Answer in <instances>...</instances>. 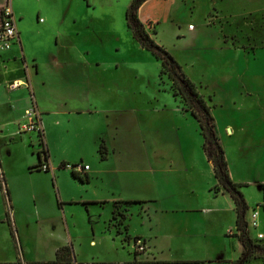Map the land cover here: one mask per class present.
I'll use <instances>...</instances> for the list:
<instances>
[{
  "label": "rangeland",
  "instance_id": "374dc122",
  "mask_svg": "<svg viewBox=\"0 0 264 264\" xmlns=\"http://www.w3.org/2000/svg\"><path fill=\"white\" fill-rule=\"evenodd\" d=\"M4 1L0 0V4ZM12 1L20 19L24 47L25 42L28 47L27 60L35 55L34 59L46 63L41 78L46 83L52 79L51 90L59 92L54 100L49 86L45 88L48 83L42 86L44 92H40L39 78L37 97L43 95L50 102L63 104L84 98L94 113L79 116L68 125L64 122L62 131L50 124L42 134L17 137L13 145L7 135L12 128L0 127V161L19 156L23 164H31L35 158L38 160V152L45 143L55 161L67 160L70 166L84 163L95 169L103 163L101 145L105 142L108 148L106 157L116 146L126 167L138 171L125 173L127 179L132 175L151 176L155 185L160 186L152 195L160 198L146 204L148 212L142 211L139 204L130 207L129 213L134 216L131 224L136 230L146 231L141 225L150 218L164 223L193 219L168 211L178 204L187 208L194 205L227 209L229 203L233 204L232 197L228 193L223 196L221 193L225 191L218 188L214 168L204 150L205 139L199 122L174 97L168 74L163 76L162 85V63L135 40L129 29L127 11L133 0ZM143 16L147 31L176 59L211 108L230 174L233 181L234 177L238 181L234 183L241 185L239 189L249 206L246 221L250 237L254 245H264L258 239L259 234H264V0H150L143 7ZM39 18L42 22L47 20V24L39 25ZM191 25L197 28L195 32ZM56 35L60 38L59 45ZM238 40L240 45L247 43L255 51L239 53L241 49L235 46ZM10 54L4 52L2 56L5 59ZM59 60L62 63L53 66ZM23 64L22 59L6 63L0 60V84L8 85L9 90L21 78ZM8 90L5 92L11 101L7 97L0 99V122L15 114L20 117L16 124L20 123L21 127L29 124L25 117L26 110L32 108L28 104L30 92L25 86L11 93ZM4 144L11 147L5 149ZM141 153L150 162L142 163ZM67 170L73 178L74 168ZM1 171L0 182L5 185ZM69 186L73 189V182ZM78 186L90 192L95 190L90 185L79 183ZM13 187L19 189L27 203L30 189L49 188L43 175L19 178ZM134 190L147 193L148 184L140 183ZM5 205L7 213L5 195L4 199L0 195V262L23 264L17 245L19 239L3 213ZM90 208L99 214L104 212L100 205ZM122 208L120 205L116 209L113 219L116 226L126 217ZM74 212L78 233L88 232L93 222L86 208L78 206ZM255 212L259 214V228L251 224ZM100 221L103 224L104 220ZM12 222L16 227L14 219ZM43 233L42 227L26 228L28 251H24L32 264H49L54 256L55 240ZM90 242L89 238L83 239L80 258L85 261L96 251L94 257L98 262L100 251L91 249ZM236 243L237 247L241 246ZM246 264H264V261L253 259Z\"/></svg>",
  "mask_w": 264,
  "mask_h": 264
},
{
  "label": "crops",
  "instance_id": "0c3cea01",
  "mask_svg": "<svg viewBox=\"0 0 264 264\" xmlns=\"http://www.w3.org/2000/svg\"><path fill=\"white\" fill-rule=\"evenodd\" d=\"M8 3L9 0H5L4 3L0 4V12ZM144 5L140 9L139 17L147 28L148 26L143 16ZM11 6L18 23L20 39L17 43H14L10 50L4 51L0 47L2 51L0 52V60L6 63L12 60L18 62L19 59H22L24 64L23 66L20 65L21 78H18L12 84L20 83L21 85L16 88H12L11 85L9 91L8 85L4 86V84H0V99H6L7 97L8 101H11V96L9 97L5 90L7 89L11 93L25 86L31 95V98L28 95V104H30V107L34 104L32 97L35 98V104L40 114L44 132L45 128L51 126L50 124H54L56 127L55 129L62 131L64 122L65 125H68L72 120L79 118V116L93 114V110L87 107L88 102L84 98H80L79 100L76 99L74 102L72 100L63 104V102H50V98L46 99L43 95H40V98L37 97L36 86H38V83H36V81L39 78L42 83L41 87L38 86L40 92H44V87L47 83L48 85L45 88L49 86V94H54V100H56V95L59 92L57 93L51 90V85L54 83L52 79H48L46 83L44 82L45 78H41L47 64L43 63L42 60L39 61L38 59H34L35 55H32L29 58L30 60H27L26 54L28 47L26 42L24 47L22 30L19 24L20 19L17 18L15 14L12 0ZM40 15L39 13V17ZM42 21L41 18H39L38 24L40 25ZM42 23L47 24V20ZM196 30L197 28H195L193 32ZM59 39L60 38H57V45L60 44ZM239 43H241L239 40L235 41L236 48L241 49L239 53L248 52L249 54L252 48H248L246 45L247 43L243 45ZM254 51L255 50H253V52ZM4 52H10L12 54L4 59L2 56ZM59 63L62 62L60 60L56 63L54 62L53 66H55V64L59 65ZM11 107L14 113V106L12 105ZM25 118H28L27 114ZM19 120L20 117L12 114V116L10 115L0 122L1 128H12V131L7 134L11 140V143L9 142L11 145H13L12 142L18 141L17 137L23 138L25 135L29 134H17L21 127L20 123L16 124ZM31 133L34 134L35 132ZM46 134L47 133H45V135ZM31 136L32 135L29 137L30 143H32ZM48 139L50 141L49 134ZM10 144H4L3 147L5 149L10 148ZM140 144L145 145V142L140 141ZM262 144L264 145V141ZM103 145L105 146V142ZM105 148L108 153V148L106 146ZM48 152L49 158L47 155L42 154V150L40 149L38 152V160L35 158L31 164H23L22 158L19 156L11 157L4 162L0 161V169L2 170L1 172H3L2 175L6 178L5 185H2L0 182V195L3 199L5 195L9 208L6 213L5 205L3 213L8 216V222L12 233L19 239L17 245L20 250V258L23 264H32L27 261V257L25 256L28 251L26 228L29 225L42 227L44 232L43 236L49 235L54 238V243H56L52 250L54 256L52 260L48 261L49 264H58L62 262L58 260V253L64 247L72 248L71 259L75 261L73 263L76 264H234L243 256L244 246L238 238L236 205L232 198L233 204L229 203L228 209L226 207H199L194 205L187 208L184 205L178 204L176 208L168 211L174 214L180 213L182 218L193 217V219H183L164 223L161 221L154 222L150 218L148 222H144L141 225L147 228L146 231L143 229L136 230L131 224L134 216L133 213L132 215L129 213L130 207L139 204L142 211H149V209L147 210L146 204L151 203L150 201L153 199L160 198L159 196H152L160 187L158 183L155 185V179L151 176L143 177L137 175H132L127 179L125 173H137L138 171L130 170L126 167L127 164L124 162L125 159L121 157V153L116 146L113 147L105 160L101 158L103 163H101L99 167L94 169L90 166V170L84 174L85 176L78 172L76 173L87 179V182L76 179L73 172V178L69 177L67 170L69 167L61 168V164L67 163L69 165V161H55L49 149ZM148 158L149 157L146 158L144 156V153H141L140 160H142V163L150 162ZM134 160L138 162L139 159L134 158ZM209 163L213 166L211 162ZM44 164H49L50 170H42ZM18 170L19 172H17ZM34 175L45 176L48 179L49 188L48 190H42L40 187L30 189L28 192L29 201L27 203V199H22L24 197L21 195L19 189L15 190L13 183L19 178ZM231 176L233 179V175ZM68 178H71L69 179L70 181H67ZM234 181L238 182L235 180V177ZM70 182H73V189L69 186ZM79 183H81L82 186L90 185L94 187L95 190L92 192L84 190L78 186ZM140 183L148 184L149 191L147 193L134 190V187ZM2 186H4V188H2ZM80 191H83V193ZM221 194L227 196L226 192H222ZM90 205H100L103 207L104 212H100L99 214L96 209L90 208ZM116 205H122V209L126 210V217L120 226H116L113 221ZM78 206L81 208L82 206L85 207L88 216L92 218L93 224L90 225L88 232L80 231V233H78V222L75 213L77 211L74 212V208ZM13 219L16 227L13 225ZM102 219L104 220L103 224L102 221H100ZM18 228L21 229L20 233ZM85 238H89V241L91 240V249H99L100 252L98 256L100 260H98V262L94 257L96 251L91 252L93 256H87L85 261L81 260L80 251L83 247L82 241ZM136 239H140L146 243V252L141 253L136 250ZM237 241L241 244L240 247H237ZM99 243L102 245L99 246ZM87 253L90 252L87 251ZM61 259H68V257L64 256ZM14 263L16 264L14 261L8 262V264ZM0 264L7 263L0 262Z\"/></svg>",
  "mask_w": 264,
  "mask_h": 264
},
{
  "label": "trees",
  "instance_id": "16d2710c",
  "mask_svg": "<svg viewBox=\"0 0 264 264\" xmlns=\"http://www.w3.org/2000/svg\"><path fill=\"white\" fill-rule=\"evenodd\" d=\"M147 1L149 0H133L127 11L128 26L132 31L135 40H137L144 49L151 52L153 56L162 63V85L164 84L163 76L168 74L169 79L172 81L171 91L173 92L174 97L177 100H180L184 110L191 112L199 122L205 139L204 150L209 162L214 166L215 177L219 183L218 188H223V190L228 193L235 202L238 238L244 246V253L241 259L234 264H246L253 259H262L264 261V245H254V241L250 237L249 227L246 221V214L249 206L244 194L239 189L241 185L234 183L231 177L229 164L226 159V152L216 132V120L212 115L211 108L207 105L205 97L200 95L197 91V87L187 78L176 59L164 47L156 42L152 35L147 31L145 24L141 21L139 17L140 9ZM149 25H151V23H149ZM99 153L101 154L102 159L105 160L106 148L104 145H101ZM42 154L47 155L49 158L48 148L45 143H43ZM67 167V163L61 164L62 169ZM73 173L76 179L83 182L88 181L77 175L75 171ZM118 206L120 205H116V209ZM123 211L125 214L126 210ZM138 240L140 239H136V241ZM71 251L72 249L70 247L62 248L58 253V260H61V263L73 261L71 259ZM64 256H67L68 259L62 260L61 258Z\"/></svg>",
  "mask_w": 264,
  "mask_h": 264
},
{
  "label": "built area",
  "instance_id": "2783aa9c",
  "mask_svg": "<svg viewBox=\"0 0 264 264\" xmlns=\"http://www.w3.org/2000/svg\"><path fill=\"white\" fill-rule=\"evenodd\" d=\"M0 17H1V25H0V47L2 50L7 51L12 48L14 43L19 41V30H18V23L16 20V17L14 15L12 6H11V0H9V3L1 10L0 12ZM191 30H194L195 27L193 25L190 26ZM21 84L20 83H15L12 85V88L19 87ZM33 100V106L31 109L27 110V117L29 119V124L24 125L20 127L18 131V135H23L26 133H31V132H39L43 133V126L40 120V114L39 111L36 107L35 104V98L32 97ZM69 168H74V171L81 175L86 174L90 170V166L84 165L83 163L77 164L76 166H70L68 165ZM42 170L48 171L50 170V165L49 164H44L42 166ZM258 217L259 214L258 212L253 213L252 215V226L254 228H259V222H258ZM259 241L264 240V234H259L258 237ZM135 248L138 252L144 253L147 251V245L145 242L142 240H138L135 242ZM60 264H76L73 262L70 263H60Z\"/></svg>",
  "mask_w": 264,
  "mask_h": 264
}]
</instances>
